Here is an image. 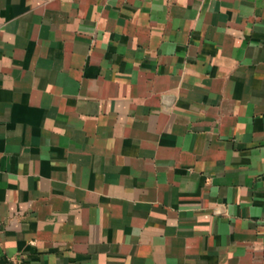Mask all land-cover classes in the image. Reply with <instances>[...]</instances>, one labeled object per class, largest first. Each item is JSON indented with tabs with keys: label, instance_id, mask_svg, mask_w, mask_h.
Returning a JSON list of instances; mask_svg holds the SVG:
<instances>
[{
	"label": "crops",
	"instance_id": "0c3cea01",
	"mask_svg": "<svg viewBox=\"0 0 264 264\" xmlns=\"http://www.w3.org/2000/svg\"><path fill=\"white\" fill-rule=\"evenodd\" d=\"M0 264H264V0H0Z\"/></svg>",
	"mask_w": 264,
	"mask_h": 264
}]
</instances>
